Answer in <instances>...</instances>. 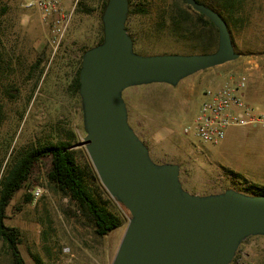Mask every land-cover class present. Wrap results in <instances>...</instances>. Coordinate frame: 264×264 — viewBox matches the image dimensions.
Wrapping results in <instances>:
<instances>
[{
    "label": "rangeland",
    "instance_id": "rangeland-1",
    "mask_svg": "<svg viewBox=\"0 0 264 264\" xmlns=\"http://www.w3.org/2000/svg\"><path fill=\"white\" fill-rule=\"evenodd\" d=\"M26 0H0V177L25 152L42 145L68 142L79 162L88 158L82 140L81 101L76 88L83 52L102 35L101 0H70L69 16L59 42L50 21L24 7ZM146 13L127 15L125 27L140 55L197 52L196 40L171 33L163 17L170 8L187 9L177 0H133ZM191 14L193 12L188 10ZM234 61L188 76L176 86L148 84L122 92L128 123L148 147L155 163H177L180 181L189 193L206 195L227 188L252 194L264 185V129L231 126L219 145L201 144L182 127L205 99L204 91L240 76L244 97L264 110V0H242L241 11L228 25ZM8 93L13 96L9 97ZM49 157L32 168L23 188L4 209V223L19 230V251L26 264L32 256L44 264H112L129 213L94 180L89 190L122 225L103 239L92 232L76 205L47 180ZM232 173L241 177H235ZM42 188L35 199L32 189ZM104 189V191L102 190ZM0 264H11L0 238ZM230 264H264V236H251L238 247Z\"/></svg>",
    "mask_w": 264,
    "mask_h": 264
},
{
    "label": "water",
    "instance_id": "water-1",
    "mask_svg": "<svg viewBox=\"0 0 264 264\" xmlns=\"http://www.w3.org/2000/svg\"><path fill=\"white\" fill-rule=\"evenodd\" d=\"M184 1L216 27L213 52L137 54L125 27L128 0H107L102 41L81 56L82 144L103 188L129 213L112 264H230L244 240L264 236V195L232 188L206 195L187 192L180 166L155 163L128 123L125 89L176 86L239 56L222 17L196 0Z\"/></svg>",
    "mask_w": 264,
    "mask_h": 264
},
{
    "label": "trees",
    "instance_id": "trees-1",
    "mask_svg": "<svg viewBox=\"0 0 264 264\" xmlns=\"http://www.w3.org/2000/svg\"><path fill=\"white\" fill-rule=\"evenodd\" d=\"M106 1L101 0V13ZM179 1L185 4L187 9L172 7L170 8V13L163 17V19L165 18L164 21L169 22L171 33L183 34L185 37L190 36L195 39L197 52L194 53L213 52L218 44V31L216 27L204 15L191 9L184 0ZM196 1L216 11L227 23V26L240 15L242 0ZM133 4V0H128V15L133 13L143 15L147 12L141 3ZM77 5L84 6V0H78ZM188 10H191L193 14ZM101 41L102 35L98 43ZM79 69L77 70L76 76L77 90L79 87ZM8 96L11 97L13 95L8 93ZM44 157H49L50 159V167L47 172L48 182L76 205L78 211L85 218L86 224L90 226L95 236L103 239L110 231L122 225L121 216L109 211L90 192V180H94L99 186L100 184L89 159L85 158L82 162H79L74 151L70 149L68 142L42 145L18 157L0 177V238L7 246L11 264L26 263L18 248L20 242L19 230L16 227L5 225L4 209L14 193L23 188L35 163ZM232 174L235 177H241L238 174ZM253 186L256 189L251 192L253 195H264V185ZM102 190L104 191V189ZM32 259L34 264H44L35 255L32 256Z\"/></svg>",
    "mask_w": 264,
    "mask_h": 264
},
{
    "label": "built area",
    "instance_id": "built-area-1",
    "mask_svg": "<svg viewBox=\"0 0 264 264\" xmlns=\"http://www.w3.org/2000/svg\"><path fill=\"white\" fill-rule=\"evenodd\" d=\"M69 3L70 0H26L24 7L34 10L42 22L52 23L55 32L53 42L57 44L69 20L66 14ZM245 88L246 77L242 75L235 81L205 90V99L182 127V133L201 144L218 145L231 126L248 125L264 129V110L246 101ZM31 192L37 199L43 191L36 186Z\"/></svg>",
    "mask_w": 264,
    "mask_h": 264
},
{
    "label": "crops",
    "instance_id": "crops-1",
    "mask_svg": "<svg viewBox=\"0 0 264 264\" xmlns=\"http://www.w3.org/2000/svg\"><path fill=\"white\" fill-rule=\"evenodd\" d=\"M181 81H182V80H181ZM181 81H180V82H181ZM226 135H227V133H226ZM221 143H222V142H221ZM219 144H220V143H219ZM219 144H218V145H219ZM179 177H180V174H179ZM118 228H119V227H118Z\"/></svg>",
    "mask_w": 264,
    "mask_h": 264
},
{
    "label": "flooded vegetation",
    "instance_id": "flooded-vegetation-1",
    "mask_svg": "<svg viewBox=\"0 0 264 264\" xmlns=\"http://www.w3.org/2000/svg\"><path fill=\"white\" fill-rule=\"evenodd\" d=\"M98 44V43H97ZM236 254V253H235Z\"/></svg>",
    "mask_w": 264,
    "mask_h": 264
}]
</instances>
